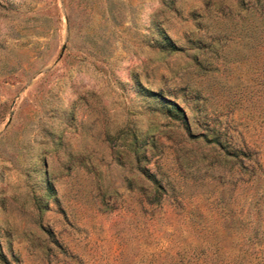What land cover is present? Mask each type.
I'll use <instances>...</instances> for the list:
<instances>
[{
    "label": "rangeland",
    "instance_id": "rangeland-1",
    "mask_svg": "<svg viewBox=\"0 0 264 264\" xmlns=\"http://www.w3.org/2000/svg\"><path fill=\"white\" fill-rule=\"evenodd\" d=\"M0 264H264V0H0Z\"/></svg>",
    "mask_w": 264,
    "mask_h": 264
}]
</instances>
